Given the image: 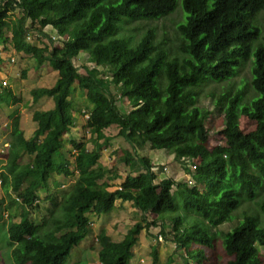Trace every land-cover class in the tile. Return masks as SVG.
Wrapping results in <instances>:
<instances>
[{
	"label": "trees",
	"instance_id": "trees-1",
	"mask_svg": "<svg viewBox=\"0 0 264 264\" xmlns=\"http://www.w3.org/2000/svg\"><path fill=\"white\" fill-rule=\"evenodd\" d=\"M181 3L183 18L176 25L179 43L168 59L169 47L155 41L153 29L137 39L119 33L129 23L173 14L176 0H0L2 45L9 43L15 53L34 58L37 68L48 63L57 73L52 87L31 91L33 102L47 97L53 107L33 112L37 127L29 139L13 116L9 145L1 157L6 160V172L0 181L21 208L20 221L10 225L6 235L13 264H69L71 251L91 224L87 215L110 214L118 200L130 202L144 220L151 214L162 222L166 215L178 212L180 202L183 211H193L198 219L185 224L180 215L168 218L176 249L185 251V264H212L216 248L210 223L233 221L243 200L256 198L264 184V0ZM15 11L20 12L17 19L11 17ZM48 27L55 30L56 40L45 32ZM31 33L47 38L51 47L30 44L27 37ZM80 53L87 54L92 64L85 68L88 79L74 65ZM249 57L248 83L254 96L240 105L242 90L231 95L232 82ZM103 72L109 76L104 80L100 78ZM211 82L228 84L214 102L224 118L220 132L224 145L212 151L207 147L211 134L206 128L211 111L198 103L204 86ZM75 84L91 105L85 126L93 139L91 150L78 149L71 140L76 153L69 160L62 152V136L74 123L73 109L65 103ZM109 87L127 99L131 105L128 113L118 110ZM1 89L0 105L9 104L11 91L0 83ZM215 92L212 88L211 98ZM239 115L256 121L255 129L242 133ZM113 125L132 149L125 150L120 160L138 169L137 175H126L117 189L109 191L106 182L99 183L105 177L99 159L110 142L104 131ZM147 145L167 152L180 164L196 161L195 169L189 170L190 179L155 183L150 160L138 155ZM24 156L28 161L20 164ZM73 172L77 181L62 205L64 215L51 214L50 230L42 235L28 217L37 208L38 191L53 174L69 177ZM28 177L32 182L23 188ZM5 216L0 203V221ZM141 230L137 225L120 240L107 235L96 238L99 262L130 264ZM256 245L264 247V203L259 213L245 216L224 234L222 248L229 257H224L225 264H260ZM158 262V252L153 249L151 264Z\"/></svg>",
	"mask_w": 264,
	"mask_h": 264
},
{
	"label": "rangeland",
	"instance_id": "rangeland-1",
	"mask_svg": "<svg viewBox=\"0 0 264 264\" xmlns=\"http://www.w3.org/2000/svg\"><path fill=\"white\" fill-rule=\"evenodd\" d=\"M176 11L162 19L149 21V22H133L125 25L119 33L120 36H135V39L141 37L143 32L148 29L154 30L155 41L157 43L164 42V47H169L170 52L167 57L170 59V55H174L177 51L178 32L176 25L182 20L183 13L181 10V0H176ZM20 16L19 11H15L12 14L13 19H17ZM144 29V30H142ZM54 29L48 27L45 29L47 35H56ZM5 37H10L8 31H4ZM30 44L45 45L49 48L51 44L45 37H38L31 33L29 35ZM39 39V40H38ZM3 47H6L5 50ZM0 58H1V70H0V83L5 87V90H9L12 93V99L9 104L0 105V149L5 142H9L10 124L13 120V116H17L19 120V128L22 130L25 139L32 137L37 125L32 121V114L34 111H45L53 107V101L50 98L43 97L36 103L33 102L31 97V91L33 89L41 87H52L56 81L57 73L54 71L48 63H45L43 67L37 68L34 58L27 56L23 53H15L9 43L2 45L0 42ZM177 58L181 62L182 55L178 54ZM242 58H245L243 55ZM74 65L78 70L79 75L88 79V75L85 68L89 69L92 64L88 61V55L80 53L74 60ZM252 58H246L242 61V67L238 75L233 79V90L241 91L239 96V104L243 105L250 101L254 96L252 89L249 85V79L251 77ZM109 77L106 73H101L100 78L106 79ZM5 82L6 84H3ZM165 80H163V85ZM228 87L227 83L216 85L215 83H208L204 86L202 93L198 98V103L209 109L211 115L209 116L206 128L210 132V137L207 143L209 150H213L216 147L224 145L221 131L224 124L223 114L218 112L214 107V102ZM212 88H216L215 94L210 97V91ZM116 97V106L121 113H128L131 110L127 99L120 98L118 92L113 87L108 88ZM3 91L2 89L0 90ZM66 105L72 107L74 123L70 132L62 136L63 148L62 152L66 154L69 160H72V155L76 153L75 148L71 144V140L76 142V147H86L88 150L92 149V137L85 126V121L88 110L91 105L85 99L84 91L78 89L77 84L72 89L71 96L67 99ZM197 104V103H196ZM241 107V106H240ZM238 128L246 134L253 131L256 127V121L250 120L243 115L238 116ZM104 135L110 139L109 146L102 150L100 153L99 163L105 171V177L99 183L106 182L108 184V190L112 191L117 189L123 182L126 175H137L136 170L138 168H130L124 162L120 160V157L125 150L132 152L131 147L124 141L123 138L118 136V128L113 125L104 131ZM6 153V152H5ZM5 153L0 156V180L2 174L6 172L5 164L6 160L3 159ZM139 156L145 157L150 160L152 171L156 175L155 183H159L163 179H173L176 182L187 181L190 179V173L188 165L177 163L173 156L168 155L167 152L160 149H154L151 146H146L143 151L138 152ZM3 157V158H1ZM133 157H135L133 155ZM28 161V157L24 156L20 164H25ZM73 169V164L71 165ZM77 173L73 172L69 177L53 174L49 179L47 185L42 186L38 191L39 202L37 208L28 212V217L33 225L39 228L40 233L43 235L50 230V220L53 214L58 218H62L64 210L62 205L72 190L73 185L77 181ZM32 182V178L28 177L24 180L22 187L28 186ZM175 188H173V191ZM175 192V191H174ZM10 189L8 192L2 186L0 181V203L3 214L6 215L4 220L0 221V264H13L10 257V252L7 246V231L10 225L20 221L21 208L16 201H14L15 195H10ZM14 201V202H12ZM264 203V184L257 192V196L254 200H243L242 204L235 211L233 221L220 224L216 221L210 223V229L214 236V244L216 253L212 264H225V258H229L222 248V238L227 231L232 228L245 216L256 214L260 212V206ZM178 212L166 215L164 222L160 219H156L151 214L145 216V220L140 215L130 202L116 201V206L113 212L101 216H95L92 213L87 215L90 220V226L85 234L84 239L76 246L70 254L69 264H101L98 260L97 247L98 243L96 238L109 236L113 240H120L126 234L129 229L140 225L142 230L138 236V242L134 247V257L130 261V264H151L152 262V250L156 249L158 252L159 262L158 264H185L187 256L184 250H177L172 238L170 237L172 224L169 221V217L180 215L185 224L198 219V216L193 212H185L180 207L182 204L179 202ZM63 231L62 233H64ZM60 235V234H59ZM58 235V236H59ZM259 256L262 261L260 264H264V247L256 245ZM223 251V252H222ZM225 257V258H224ZM189 264H192L189 261Z\"/></svg>",
	"mask_w": 264,
	"mask_h": 264
},
{
	"label": "built area",
	"instance_id": "built-area-1",
	"mask_svg": "<svg viewBox=\"0 0 264 264\" xmlns=\"http://www.w3.org/2000/svg\"><path fill=\"white\" fill-rule=\"evenodd\" d=\"M51 38H52L53 40H56V39H57V35H51ZM28 39H29V37H27V40H28ZM3 84H6V83L3 82ZM85 117H86V119H87V118H88V114L85 115ZM8 145H9L8 142H5V143L3 144L2 148L0 149V153H1V154H3V153L6 152V149H7ZM196 163H197L196 161H193V163L189 164V165H188L189 170L193 171V170L195 169V164H196Z\"/></svg>",
	"mask_w": 264,
	"mask_h": 264
}]
</instances>
